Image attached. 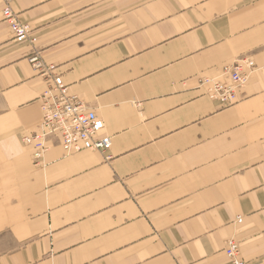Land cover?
I'll return each mask as SVG.
<instances>
[{
	"label": "crops",
	"instance_id": "crops-1",
	"mask_svg": "<svg viewBox=\"0 0 264 264\" xmlns=\"http://www.w3.org/2000/svg\"><path fill=\"white\" fill-rule=\"evenodd\" d=\"M0 0V264H264V0ZM36 56L42 76L29 59ZM249 58L238 103L201 79ZM58 76L108 153L22 139ZM237 219L241 223H237Z\"/></svg>",
	"mask_w": 264,
	"mask_h": 264
},
{
	"label": "built area",
	"instance_id": "built-area-1",
	"mask_svg": "<svg viewBox=\"0 0 264 264\" xmlns=\"http://www.w3.org/2000/svg\"><path fill=\"white\" fill-rule=\"evenodd\" d=\"M3 20L9 24L14 41L18 43L29 41L35 43L25 26L17 23L10 11V0H2ZM30 64L40 75H47L53 67L44 68L36 56L29 59ZM254 64L249 58H239L221 68L215 79H201L200 87H206L207 92L224 104L238 103V90L246 83L248 74ZM41 119L35 131L22 139L30 150L33 165L43 166L49 143L56 140L66 155L78 154L83 151H96L102 154L109 152L111 139L101 136L103 122L84 103L71 96L58 76L52 77L48 89L40 97ZM237 223H241L237 219ZM223 253L230 264H247L241 257L239 244L234 239L226 241Z\"/></svg>",
	"mask_w": 264,
	"mask_h": 264
}]
</instances>
